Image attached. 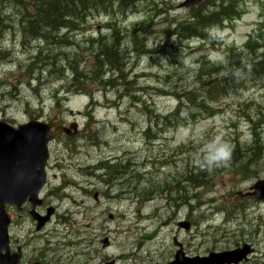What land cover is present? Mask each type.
I'll list each match as a JSON object with an SVG mask.
<instances>
[{
  "label": "rangeland",
  "instance_id": "rangeland-1",
  "mask_svg": "<svg viewBox=\"0 0 264 264\" xmlns=\"http://www.w3.org/2000/svg\"><path fill=\"white\" fill-rule=\"evenodd\" d=\"M238 2L243 12L242 19L233 22L223 34H219L221 39L216 45L218 51L210 49V46L202 47L196 42L189 44L193 40L185 41L179 36L174 38L169 36V31L174 33L173 35L177 33V28L171 25V20L175 23L183 22L184 25L187 21H191L192 11L182 8L181 0H138L134 6L126 8L120 7V2L118 5L115 3L114 15H98L91 18L86 24L78 23L76 25V30H80L78 33L70 34L67 38H65L68 34L67 31L61 32L59 36L51 33L48 41L49 47L45 48L50 52H46L42 58H39V61L43 60L40 62L43 66H36L35 71L32 70L33 72L30 71L32 67L28 68L27 76L21 75V68L35 62L34 55L37 49L22 46L24 42L22 37L23 10L17 8L15 4L14 6L3 5L0 8V50L6 51L0 52V119L5 118L18 121V123L26 121L31 114L26 112L27 102H30V109L33 113L38 111L40 103H43L46 105L45 112L50 114V110L54 107V98L59 104H63L67 100L65 108L61 111V118L67 119L69 110L73 112L89 110L91 114H95L98 124L94 125V129L97 130L99 138L94 140L89 129L78 138V142L75 138L73 141L76 143L66 149L68 152L67 162L58 165L63 161H56L55 158L52 161L53 173L57 175L59 173L54 167L62 172V169L67 165V168H71L65 170L68 177L79 179L74 170L75 167L70 163L79 165L87 160L86 157L94 159L93 163H96L100 159H108L111 156L110 153L115 154L116 150H119V154L120 151L123 154H128L125 158L116 160L115 164L126 167V172L119 178L121 181L115 180L113 183V191L116 189L125 191L127 196L110 197L109 202L102 198L99 208L100 216L94 220V226L96 222L99 225V236L108 234L114 240V247L107 256L114 259L119 258L118 264H155L156 261L165 260L173 252L172 243L174 236L177 235L181 238L180 242L187 240L191 243L195 254L202 255L214 250L222 251L233 248L237 241L239 242L243 238H253L254 243L259 246L260 254H263L260 258L254 257L253 263L264 264V203L255 202L249 198H238L240 197L239 192H247L257 179L264 178V157L254 165L253 162L240 161L238 170L237 168L233 170L216 168L217 171L212 180L215 188L208 190V192H214L198 198L195 192L198 193L202 190H195L192 185L183 182L178 187L179 190L182 189L180 191L163 189L154 196L152 188L156 186V183L147 186L146 183L150 179L132 161L134 156L135 159H140L141 155H156L154 157L156 164L159 163L162 156L168 161L178 160L179 163L176 166H171L168 169L169 174L177 179L178 176H181L176 174L180 171L183 162H186L187 172L202 167L205 146L210 141L218 140L221 144H225L226 137L229 135L234 139L241 138L242 143L248 141L253 129L251 125L241 119V116L245 117L246 122L251 118L258 124L260 130L257 128L256 131L260 132L261 141L264 144V79L256 81L248 77L246 80L248 84L243 89L232 91L233 88H228L220 104L219 102L211 104L213 108L218 106V109L222 110L221 114L212 119L200 120L206 115L201 114L200 117L199 114L198 120L192 121L196 123L195 126L191 124L190 127H187V124L183 122L182 128L171 130L168 134L166 133L169 130L165 126L161 125L159 130L155 124L158 122L157 116L174 105L172 101L160 97L161 93L176 92L183 97L188 92L195 94L197 89V94L190 96L191 100H194L196 95L206 92L199 84L201 71L197 64L199 58L207 57L216 61L223 58L225 48L234 47L239 52H244L245 58L253 61L252 63H263L264 37H261L260 24L258 23L264 0H238ZM123 4L127 6V3ZM214 4L213 1H210L208 5H205V9L207 11L215 10ZM94 15L97 14L94 13ZM25 22L31 21L25 19ZM9 24L16 27L9 31L8 28H5ZM108 26L113 30H110ZM132 31H134L133 39ZM45 32L50 31H43L40 35L44 36ZM180 33L186 37L190 36L182 29H180ZM135 34L138 35L135 36ZM249 35L251 38L253 37L254 44L247 48L246 42ZM25 36L27 38L29 34L27 33ZM89 39L94 41L89 43ZM53 44L54 46H52ZM100 44L110 47L108 52H111L112 55L116 54L113 57L121 61L119 62L121 73L118 76H113V80L105 88H99L97 84H93L94 79L89 77L91 74L83 69L91 66L90 57L95 55L93 50L97 46L100 47ZM147 44L151 50L156 52V55L143 56L142 47ZM52 47L55 48V50L52 49L53 53H51ZM80 50L83 52H79ZM80 57L88 59L84 65L81 64V74L86 77V79H81V82L93 84L92 87H94V102L90 108H88V104L91 98L84 94L76 95L70 86V78L73 77L71 69L59 73L57 69L50 67V65H57V67L62 66L65 69L64 66L68 67V63L81 62L82 58ZM56 70L57 72H55ZM29 78L31 86L27 82ZM66 93L68 94L66 95ZM185 100L187 99L185 98ZM83 123L86 124V121ZM105 123L107 124L104 127ZM236 124L239 127L235 129ZM228 126L229 130L227 131ZM149 128L152 129L153 134L144 135L143 131ZM138 141L140 143H137ZM106 142H109L108 151L110 153L103 155ZM80 150L84 151L83 154L86 157L81 155L72 161ZM182 153L185 154L178 158L175 157ZM63 157L65 156L63 155ZM161 165L166 166L164 162ZM150 169L151 167H148V170ZM86 180L83 177L81 182L84 183ZM120 182L123 185H118ZM99 187L103 189V187ZM71 194L74 195L75 201H83L91 206L92 202H87L78 192ZM194 196L195 199H193ZM57 199H59V195L50 201L51 204L57 205L58 203H55L58 201ZM176 199L184 201L179 203ZM191 199L195 202L191 201L185 205ZM159 202L164 204L158 208L161 210L153 207ZM204 202L205 207H198L190 219L196 222L197 228L189 233L184 231L180 233L176 222L162 229L158 227L160 226L159 219L168 223L171 215L180 212V220H183L189 213L190 207L195 204L202 205ZM143 206L144 210L141 209ZM216 207L224 210L227 208L230 211V216L228 217L227 212L216 216L214 214L217 211ZM108 209L116 212L122 211L128 220V226L133 228V233H128L123 227H121V231L116 229L115 225L105 224L107 218L103 212ZM94 214H97L96 210H94ZM152 214L159 218L137 227L136 217ZM93 217V214L87 213L85 221L87 226L90 225ZM226 218L231 222L226 223ZM212 219L216 222L215 224L209 223V220ZM76 221L78 224L73 227L72 232L71 227L66 228L64 232L61 229L60 242H65V245H62L57 253L61 264H65V259L69 256H71L72 262L81 263V256L76 254L83 248L81 245H77V241L85 239L90 243L89 237L81 236L80 232L84 231L80 227L82 221L80 219H76ZM249 223L252 224V227L249 226ZM156 227L155 233L158 232L156 239L149 242L142 239L145 229L149 228L147 232H151ZM258 229L259 232H257ZM242 232H245L246 235L242 234V237H239ZM100 252L101 257L106 256L101 250ZM129 254H133L137 261L134 259L122 260Z\"/></svg>",
  "mask_w": 264,
  "mask_h": 264
},
{
  "label": "trees",
  "instance_id": "trees-1",
  "mask_svg": "<svg viewBox=\"0 0 264 264\" xmlns=\"http://www.w3.org/2000/svg\"><path fill=\"white\" fill-rule=\"evenodd\" d=\"M214 2H218L219 4L216 7V11H206L204 6L202 9L197 8L193 14V22L189 23V27H185L184 30L188 33L189 30L192 31V28L201 29L204 25L210 23H219L223 21L224 18L231 17L235 15L233 4L234 0H212ZM208 3V0H207ZM16 5L18 8L20 5L22 6L23 15H25L24 19H29L31 22L22 24L23 27V35L27 33L32 35L35 38H45L49 36L51 33H55V35L59 36V34L63 30H73L76 29V25L74 22H83L86 21L90 16H93L94 13L101 14H109L111 12V5L113 4V0H28L27 4L21 0H0V8L3 5ZM30 4H32V11H30ZM1 15V13H0ZM237 15V14H236ZM76 20V21H75ZM34 21H36L34 23ZM2 26V24H1ZM3 28V27H1ZM45 29V30H43ZM40 31V32H39ZM43 31H50L45 33V37L41 36ZM198 32V30H197ZM47 35V36H46ZM108 45V44H107ZM110 48V47H109ZM108 46H104L99 55L97 56L98 62L96 64V69L100 71L106 69L107 63L110 65L108 68L109 71L116 72V69L119 64L118 58H114L111 52H108ZM45 60V59H44ZM43 60H41L42 62ZM40 62V61H39ZM116 62H118L116 64ZM99 63H102L101 65ZM105 64V65H103ZM46 66V65H45ZM53 65H50L52 67ZM57 65H55L56 67ZM236 68H240V71H236L235 69L231 72H228L226 75L228 78L221 74V70L217 69L214 66L213 68H207L206 76H207V85H212L215 89H221L223 79L227 83H233L234 85H239L238 89L242 88L246 83L247 78L249 77L251 80L260 79L264 77V62L258 63L256 65L251 64H234L232 65ZM111 68V69H110ZM101 70V71H102ZM118 71V70H117ZM105 72V71H104ZM218 75L219 79L216 81H212V78ZM225 75V76H226ZM74 86L75 83L81 82V75L78 73L75 75L73 80ZM82 89H79V91ZM212 90V91H213ZM191 105H187L184 109L189 110L192 109ZM239 157L238 152L234 154V159L236 160ZM237 162V161H236ZM205 176L202 174H198L195 178V186L198 188L202 185L201 180Z\"/></svg>",
  "mask_w": 264,
  "mask_h": 264
},
{
  "label": "water",
  "instance_id": "water-1",
  "mask_svg": "<svg viewBox=\"0 0 264 264\" xmlns=\"http://www.w3.org/2000/svg\"><path fill=\"white\" fill-rule=\"evenodd\" d=\"M199 2L201 0H188L186 5ZM53 133L55 130H50V134ZM38 135L46 137L48 132L39 131ZM35 141L36 137L26 127H20L19 131L14 132L10 127L0 124V212L3 211L6 203H20L30 196L32 192L26 191L38 185L34 170L44 164L46 154L42 150L33 148ZM210 259L218 264H225L233 262L235 257L219 255L212 256ZM0 264H2L1 261ZM189 264H205V262L195 260Z\"/></svg>",
  "mask_w": 264,
  "mask_h": 264
},
{
  "label": "bare ground",
  "instance_id": "bare-ground-1",
  "mask_svg": "<svg viewBox=\"0 0 264 264\" xmlns=\"http://www.w3.org/2000/svg\"><path fill=\"white\" fill-rule=\"evenodd\" d=\"M19 9H22V6L20 5L19 7H18ZM25 16V15H24ZM23 16V17H24ZM24 18H26V17H24ZM23 18V21H22V24H25L26 22H25V19ZM76 21V20H75ZM75 24H78V23H81V24H86V21H83V22H81V21H79V22H74ZM63 31H67L68 32V34L65 36V38H67L68 37V35H70V34H74V33H78V32H80V30H76V29H73V30H63ZM62 31V32H63ZM40 32V31H39ZM46 33V32H45ZM45 33H43V34H45ZM133 34H134V31H132V35H131V37H132V39H133ZM45 36V35H44ZM47 36V35H46ZM23 39H24V42H26V36L25 35H23ZM70 39V38H69ZM52 46H54V44L52 45ZM52 49H54L55 50V48L54 47H52L51 48V53H53L54 51L52 50ZM43 54H45V53H43V52H37V55H36V57H38V59L39 58H42L43 57ZM120 54V53H119ZM115 58V57H114ZM121 62V61H120ZM118 63V62H117ZM100 65L102 64V63H99ZM34 66V67H33ZM32 66V68H31V70L30 71H35L34 70V68L36 67V65H33ZM41 66H43V65H41ZM102 66V65H101ZM120 63L118 64V67H117V69H116V72H112V71H109V67H110V65H107L106 66V69L105 70H102V67H101V69H100V72L98 73V78L100 77V79L99 80H94L93 81V84H97L98 86H103V88H105V87H107V86H109V84L111 83V81L113 80V76H118L120 73H121V70H120ZM65 67V69L64 68H62V66L59 68V67H55V65L54 66H52L51 68L52 69H57L58 70V72L59 73H63L64 72V70H67V71H69V69H68V67H69V63H68V67L67 66H64ZM29 68V67H28ZM82 69V68H81ZM83 69H85V68H83ZM111 69V68H110ZM57 70L55 71V72H57ZM102 70V71H101ZM118 70V71H117ZM32 71V72H33ZM105 71V72H104ZM79 73H80V75H81V79H86V77L85 76H83L82 74H81V70L79 71ZM93 72H90L89 71V74H92ZM72 78H70V86L72 87V89H73V91L76 93V95L77 94H84V92H83V87H92V85H90V84H85V83H82V82H80V83H75V86H74V82H73V80H74V78H75V74H73L72 73ZM107 76V77H106ZM108 76H112V77H108ZM64 77V76H63ZM262 79H264V77H262V78H260V79H255L256 81H260V80H262ZM95 81H97V82H95ZM245 86H243L242 88H240V89H243ZM79 89H82V90H80L79 91ZM127 93V92H126ZM68 93H66V95H67ZM192 108V107H191ZM190 110V109H189ZM239 154V153H238ZM235 161H237V163H239L240 161H241V159H240V155H239V157L235 160ZM103 167H104V164L102 163V162H100V161H98V162H96V163H92L91 165H89L88 166V172H90V173H92L93 174V176H99V174H100V176H102L101 175V171L103 170ZM123 171V172H122ZM120 172H122L121 174H119ZM125 172H126V167H122V166H119V165H115L114 167H112V168H110L108 171H107V173H106V175H105V179H104V181H105V183L109 186V185H111V183H112V181H114V180H120L119 178L120 177H122L124 174H125ZM196 175L193 177V179H192V182L191 183H189V185H192V183H193V187H194V189L195 190H197V189H200L201 187H202V185L200 186V187H196L195 186V180H196ZM193 199H195V196H194V198ZM193 199H191V200H189V201H187V203L185 204V205H187L189 202H191ZM179 203H181L182 201H184L183 199L182 200H178V199H176ZM178 205V204H177ZM176 205V206H177ZM188 209V208H187Z\"/></svg>",
  "mask_w": 264,
  "mask_h": 264
},
{
  "label": "clouds",
  "instance_id": "clouds-1",
  "mask_svg": "<svg viewBox=\"0 0 264 264\" xmlns=\"http://www.w3.org/2000/svg\"><path fill=\"white\" fill-rule=\"evenodd\" d=\"M230 158V146L221 144L218 140H212L205 146L202 167L212 171L215 168L226 166Z\"/></svg>",
  "mask_w": 264,
  "mask_h": 264
},
{
  "label": "flooded vegetation",
  "instance_id": "flooded-vegetation-1",
  "mask_svg": "<svg viewBox=\"0 0 264 264\" xmlns=\"http://www.w3.org/2000/svg\"><path fill=\"white\" fill-rule=\"evenodd\" d=\"M89 174H91V176H93V174L92 173H90V172H88Z\"/></svg>",
  "mask_w": 264,
  "mask_h": 264
}]
</instances>
